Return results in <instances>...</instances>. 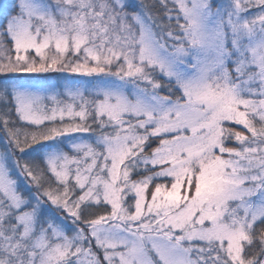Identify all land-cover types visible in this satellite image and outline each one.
<instances>
[{"label":"snow or ice","instance_id":"6c2138e0","mask_svg":"<svg viewBox=\"0 0 264 264\" xmlns=\"http://www.w3.org/2000/svg\"><path fill=\"white\" fill-rule=\"evenodd\" d=\"M0 264H264V0H0Z\"/></svg>","mask_w":264,"mask_h":264}]
</instances>
